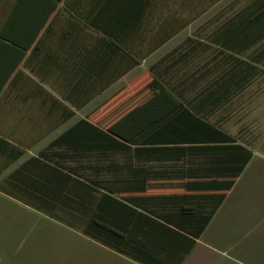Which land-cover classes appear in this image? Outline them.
Wrapping results in <instances>:
<instances>
[{
    "label": "crops",
    "instance_id": "crops-1",
    "mask_svg": "<svg viewBox=\"0 0 264 264\" xmlns=\"http://www.w3.org/2000/svg\"><path fill=\"white\" fill-rule=\"evenodd\" d=\"M1 30L8 34H0V182L9 190H0V264H23L18 251L26 244L34 250L49 234L41 230L26 243L34 219L87 242L31 205L64 197L42 193L67 185L63 172L103 181L180 218L175 202L162 205L155 195L175 191L182 175L190 177L188 168L135 155L98 124L142 121L149 108L169 102L161 92L204 108L253 152L182 264H264L262 89L252 81H210L224 73L226 59L264 60V0H0ZM258 65L255 77L264 74V61ZM224 91L234 93L225 98ZM246 107L254 108L249 128L241 113ZM237 115L238 126L231 121ZM243 153L219 148L205 154V168L230 176ZM93 248L103 264H141L101 243ZM77 261L60 257L63 264Z\"/></svg>",
    "mask_w": 264,
    "mask_h": 264
},
{
    "label": "trees",
    "instance_id": "trees-1",
    "mask_svg": "<svg viewBox=\"0 0 264 264\" xmlns=\"http://www.w3.org/2000/svg\"><path fill=\"white\" fill-rule=\"evenodd\" d=\"M0 34L8 33L1 30ZM263 61L226 59L224 73L211 77L210 81L246 85L254 79L252 72ZM231 93L234 91L220 92V95L230 98ZM212 96L216 98V90ZM181 98L173 92H161V99L169 102L149 108L146 117L138 123L113 126L98 122L115 133L105 135L117 139L122 146L135 148V155L143 152L146 157L154 156L183 171L188 168L190 177L184 179L182 175L181 185L175 191L155 195L160 197L162 205L175 202L180 218L173 211L153 207L136 196L122 195L115 187L102 184L103 181L89 183L69 172H63L67 185L42 190L45 194L64 193L60 201H38L31 205L141 264H182L253 152L238 143V136L203 114L204 108L186 106ZM98 130L106 133L99 126ZM222 147L240 148L245 152L230 176H223L222 171L213 167L205 168V154ZM0 190L9 189L0 182ZM202 208H207L205 215L201 214Z\"/></svg>",
    "mask_w": 264,
    "mask_h": 264
},
{
    "label": "rangeland",
    "instance_id": "rangeland-1",
    "mask_svg": "<svg viewBox=\"0 0 264 264\" xmlns=\"http://www.w3.org/2000/svg\"><path fill=\"white\" fill-rule=\"evenodd\" d=\"M252 83L255 85V87L260 86L262 89L261 92L258 93L257 97L263 99L264 98V74H259L257 77H255L252 80ZM258 109H262V114L264 113V108L260 107ZM248 110V111H246ZM253 111V107H246L241 108V113L244 112L243 118H245L243 121L244 124L246 123V127H248V119L249 114ZM252 113V114H253ZM240 117L242 116L237 115L235 117H232L231 121H234L233 124H236L238 126V121H240ZM232 124V127H233ZM251 138L258 137L260 134H250ZM251 139V140H253ZM33 232H30L26 236V243L32 239V237L36 236L39 231L41 230H48L50 231L48 235L40 237L39 241L37 242V246L34 250L30 251L27 247V244L24 245L23 250L24 251H18L17 253V259L21 261L23 264H63L64 262H60V257L62 256H75V258L79 261H77L79 264H103L100 262L97 258L93 257V255H96V257H99V259H103L102 253L99 251H96L95 248H93V245H96L97 242L95 240H92L90 238H87V242H85L83 239L80 241L77 238V236L71 235V239H69L68 235H57V232L55 230L49 229V228H57L60 226L55 227L52 223L50 224V227L47 225V221H42L39 219H34L33 221ZM46 227V228H44ZM44 228V229H43ZM32 233V234H31ZM19 244V243H18ZM81 247V251H79V247ZM14 253H11V256H13ZM70 259V258H69ZM112 264H117L116 261H111Z\"/></svg>",
    "mask_w": 264,
    "mask_h": 264
}]
</instances>
